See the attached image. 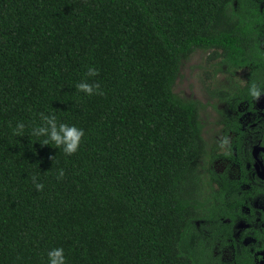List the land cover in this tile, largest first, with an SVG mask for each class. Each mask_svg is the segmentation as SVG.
<instances>
[{"label": "trees", "instance_id": "1", "mask_svg": "<svg viewBox=\"0 0 264 264\" xmlns=\"http://www.w3.org/2000/svg\"><path fill=\"white\" fill-rule=\"evenodd\" d=\"M254 3L0 0V264H47L57 247L65 264H203L188 245L212 210L203 104L174 86L203 49L231 69L254 65L248 85L218 91L225 100L264 92ZM40 113L83 129L75 152L30 135ZM253 261L239 251L237 264Z\"/></svg>", "mask_w": 264, "mask_h": 264}, {"label": "rangeland", "instance_id": "2", "mask_svg": "<svg viewBox=\"0 0 264 264\" xmlns=\"http://www.w3.org/2000/svg\"><path fill=\"white\" fill-rule=\"evenodd\" d=\"M254 1L258 4L257 9L264 12V0H252L253 3ZM259 38L260 48L264 52V25L261 26ZM220 60H222L220 57L210 58L207 50L197 49L185 61L174 86L175 92L179 95L198 99L203 104V135L209 150L203 158L205 161L201 170L205 184L203 193L204 196H212L210 198L212 210L211 219H201L194 223L188 239L189 247L195 250L203 264H219V258L224 264H236L234 258L236 246H232L233 238L237 236L244 241L253 237L251 233L244 234L245 228L241 226L238 228L242 222L240 206L233 199V195L242 191L244 186L240 183L242 182L240 177L242 178L244 173L241 164L247 151L244 148L245 137L241 133L242 125L239 122L242 114L238 110L247 102L241 104L225 100L226 94L220 95L218 91L230 92L232 89L235 90V87H245L249 84L255 68L253 64L237 67L232 64L231 69ZM250 104L253 105V101ZM248 116L251 120L256 114L251 113ZM246 138L249 139L248 136ZM221 192H224L222 199ZM259 204H264V197L259 199ZM227 231L232 234H227Z\"/></svg>", "mask_w": 264, "mask_h": 264}, {"label": "flooded vegetation", "instance_id": "3", "mask_svg": "<svg viewBox=\"0 0 264 264\" xmlns=\"http://www.w3.org/2000/svg\"><path fill=\"white\" fill-rule=\"evenodd\" d=\"M244 102H247V104L240 107L238 111L242 114L239 122L242 125L241 133L244 134V148L247 151L243 164H241L244 175L242 174V178L240 177L242 181L240 183L245 187L243 186L242 191L233 195V199L240 206V212H238L242 222L238 228L240 226L245 228L244 234L248 232L253 237L243 241L242 238L235 236L236 238L232 240V246H236L234 253L236 264L240 250H249L254 255L252 264H264V204H259V199L264 197V92L254 99L253 105L246 100H243L241 104ZM248 113L256 114V116L249 120ZM248 155H251V157H248ZM260 172H263V176L260 175ZM240 186L238 187L240 188ZM256 230H258L260 236L254 233ZM226 233L232 234L230 231ZM240 237L242 236L240 235Z\"/></svg>", "mask_w": 264, "mask_h": 264}, {"label": "clouds", "instance_id": "4", "mask_svg": "<svg viewBox=\"0 0 264 264\" xmlns=\"http://www.w3.org/2000/svg\"><path fill=\"white\" fill-rule=\"evenodd\" d=\"M97 71L98 70L95 68H89L87 75H95ZM76 88L86 94H92L94 89H99V85L87 81H81L76 85ZM254 94L258 95L255 91ZM39 116L41 123L39 126L31 129L30 135L43 137L42 144L53 142L55 146H62V149L66 154H72L77 150L80 139L84 134L83 129L77 128L75 125L65 123L58 124L56 117L51 114L46 115L40 113ZM24 128L25 125L23 123L17 122L15 128L12 129L13 135H23ZM59 175H63V170L60 171ZM35 179L36 178L33 177L34 182ZM35 187L41 189L43 184L35 183ZM63 252V248L60 247L50 249L47 252V264H65V256Z\"/></svg>", "mask_w": 264, "mask_h": 264}, {"label": "water", "instance_id": "5", "mask_svg": "<svg viewBox=\"0 0 264 264\" xmlns=\"http://www.w3.org/2000/svg\"><path fill=\"white\" fill-rule=\"evenodd\" d=\"M260 175L263 176V172H260Z\"/></svg>", "mask_w": 264, "mask_h": 264}]
</instances>
